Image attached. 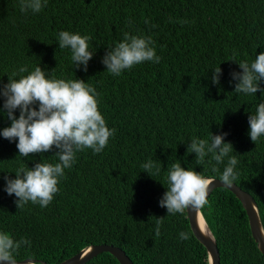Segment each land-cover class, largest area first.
Returning a JSON list of instances; mask_svg holds the SVG:
<instances>
[{
  "label": "trees",
  "instance_id": "trees-1",
  "mask_svg": "<svg viewBox=\"0 0 264 264\" xmlns=\"http://www.w3.org/2000/svg\"><path fill=\"white\" fill-rule=\"evenodd\" d=\"M60 31L91 37L94 55L87 72L75 68L70 49L59 48ZM125 32L151 36L160 62H144L119 76L107 72L102 58ZM261 52L264 0H46L39 13L21 12L20 0H0V83L7 84L21 66L30 72L38 65L49 76L81 79L96 89L99 111L116 129L101 153L76 154L47 208L29 203L18 209L17 198L3 190L4 178L15 179L21 165L58 162V150L23 157L18 141L0 136V231L31 241L16 254L17 262L58 264L105 244L120 248L132 264H208L186 212L167 216L159 201L168 187L167 167L177 160L185 170L219 180L224 164L213 172L207 163L197 164L194 153L187 154L193 137L209 139L211 133L228 134L225 142L239 161L234 184L253 198L264 231V136L254 144L248 124L264 97L235 93L230 76L242 71L238 63H251ZM219 66L220 83L213 85L212 71ZM14 114L18 118L19 110ZM10 124L0 111V131ZM149 159L160 165L159 175L144 172L141 165ZM207 201L200 213L220 264H264L240 201L222 188ZM161 217L157 237L156 218ZM180 232L190 239L182 241ZM85 264L119 263L102 253Z\"/></svg>",
  "mask_w": 264,
  "mask_h": 264
},
{
  "label": "clouds",
  "instance_id": "clouds-1",
  "mask_svg": "<svg viewBox=\"0 0 264 264\" xmlns=\"http://www.w3.org/2000/svg\"><path fill=\"white\" fill-rule=\"evenodd\" d=\"M45 6L46 0H20L21 12L31 10L39 13ZM90 39L88 35L70 31L58 33L59 48L70 49L71 60L77 70L82 68L87 72L88 63L93 58L94 53L89 50ZM236 55L234 51L232 62ZM160 60L151 36L125 32L122 41L108 49L102 64L107 72L119 76L136 65L159 63ZM237 65L242 71L230 73L232 81H235L234 92L246 95L260 92L264 97V88L260 87L264 81V52L256 55L251 63L241 61ZM22 73L28 74L19 75ZM221 74L220 66L212 71L213 85L220 83ZM98 95L96 89L83 80L49 76L39 65L30 72L27 66H21L18 72L14 71L8 77L7 84L0 83V98L3 100L0 111L5 112L11 122L10 127L0 131V136L10 142L18 141L16 147L19 156L23 157L51 152L53 148L58 150L54 155L58 158L56 163L39 162L32 168L21 165L14 173L15 179L5 176L3 190L8 196L17 198L14 203L18 209L29 203L47 208L60 190L58 185L65 175V169H70L76 162V154L90 149L95 155L107 147L116 129L107 126L99 111ZM17 110L18 118L14 114ZM248 124L250 139L256 144L264 136V102L259 103L255 113L248 116ZM227 135L211 133L209 139L193 137L188 143L187 154L194 153L195 162L207 163L213 172L220 171L217 166L224 164L219 181L230 188L240 173L236 170L239 163L237 155H231L235 153L233 145L225 142ZM209 155L210 159L206 161ZM141 167L148 175H159L161 172L160 165L151 159ZM213 180L191 168L185 170L177 160L167 167L168 187L159 206L167 209V216L183 214L188 208L202 209L208 202L209 186ZM164 219L156 218L154 231L157 237L161 235ZM179 238L187 241L190 234L180 232ZM22 246L31 247V241L26 238L17 240L10 233L0 231V262L17 264L16 254Z\"/></svg>",
  "mask_w": 264,
  "mask_h": 264
},
{
  "label": "water",
  "instance_id": "water-1",
  "mask_svg": "<svg viewBox=\"0 0 264 264\" xmlns=\"http://www.w3.org/2000/svg\"><path fill=\"white\" fill-rule=\"evenodd\" d=\"M218 188L226 189L227 191L231 192L240 201L248 219L251 236L258 250L264 256V231L262 229L256 204L253 198L237 185L233 184L232 187L228 188L225 187L222 184V182H220L218 179H214L213 182L210 183L208 197L215 189ZM185 212H186L190 231L192 232L195 239L205 248L208 264H220L219 252L215 240L200 213V209L194 210L188 208L185 210ZM204 227L208 229L209 231L208 234L205 233ZM102 253L110 254L118 261L119 264H132L131 260L126 256V254L120 248L115 247L113 245H105V244L89 246L81 250L76 255L58 264H85ZM0 264H4V262H0ZM17 264H47V263L39 262L32 259H26L24 261L17 262Z\"/></svg>",
  "mask_w": 264,
  "mask_h": 264
},
{
  "label": "bare ground",
  "instance_id": "bare-ground-1",
  "mask_svg": "<svg viewBox=\"0 0 264 264\" xmlns=\"http://www.w3.org/2000/svg\"><path fill=\"white\" fill-rule=\"evenodd\" d=\"M201 223H202V221H201ZM202 225H203V224H202ZM203 226H204V225H203ZM204 228H205V230H204V231H205V233H207V234H208V232H209V231H208V229H207L206 227H204ZM206 230H207V231H206ZM209 234H210V233H209Z\"/></svg>",
  "mask_w": 264,
  "mask_h": 264
}]
</instances>
